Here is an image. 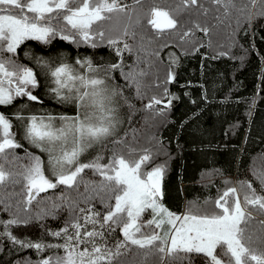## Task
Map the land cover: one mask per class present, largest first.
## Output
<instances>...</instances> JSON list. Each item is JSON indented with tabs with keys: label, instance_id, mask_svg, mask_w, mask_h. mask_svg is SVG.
I'll return each instance as SVG.
<instances>
[{
	"label": "trees",
	"instance_id": "16d2710c",
	"mask_svg": "<svg viewBox=\"0 0 264 264\" xmlns=\"http://www.w3.org/2000/svg\"><path fill=\"white\" fill-rule=\"evenodd\" d=\"M199 2L203 7L183 8L180 0H141L138 4L135 0H122L129 6L128 11L113 14L111 21L104 22L106 35L112 28L113 38L122 37L119 47L123 48L125 42L131 47L122 57H117L106 42L92 48L57 37L47 45L25 41L15 59L37 70L40 85L44 82L43 90L51 78L25 52L53 63L63 60L74 64L77 58L92 57L101 74L109 64L122 63V70L109 71L108 77L109 84L118 86L121 92L117 100L124 127L90 152L100 154L104 157L102 163H107L113 154L134 160L147 150L152 159L146 170L157 165L165 168L163 204L179 214L191 209L195 214L211 215L220 211L215 201L227 188H236L243 204L249 190L242 181L252 182L257 192L264 194L257 179V175L264 174V0ZM153 7L169 11L178 21L177 28L158 30L149 24ZM178 7L183 10L177 11ZM125 27L127 36L122 35ZM203 28L208 32L202 31ZM185 32L189 35L181 40ZM130 71L138 74L139 95L135 83L125 80L124 74ZM170 71L175 79L167 82ZM141 72L143 75H139ZM165 88L169 95H165ZM33 94L40 102L22 97L14 103L31 105L32 112L47 111L43 112L45 115L76 112L73 103L50 99L37 88ZM152 97L161 103L146 108ZM8 107L0 106V110ZM13 120V131L23 147L7 153V159L0 163L21 182L10 180L0 185L3 202L0 220L13 216L31 219L33 222L27 226H13L12 234L22 240L62 243L61 238L50 233L79 215L70 206L89 207L85 203V184H89L91 191V184L98 183L100 177L85 169L78 186L48 189L27 205L20 174L29 163L26 153L35 155V152L32 144L18 135V121L15 117ZM91 204L97 211L104 210L98 199ZM5 206L8 211H3ZM245 208L250 213L240 225L245 230V243L264 252V211L252 206ZM37 213L42 217L39 220ZM112 236L123 239L118 228ZM54 251L45 249L37 253L34 248H22L0 237V264H37L41 257L51 256ZM217 251L222 254L223 249ZM122 252L115 264H207L204 255L196 253L162 258L154 251L136 246ZM221 258L227 264L228 257L221 255Z\"/></svg>",
	"mask_w": 264,
	"mask_h": 264
},
{
	"label": "snow or ice",
	"instance_id": "6c2138e0",
	"mask_svg": "<svg viewBox=\"0 0 264 264\" xmlns=\"http://www.w3.org/2000/svg\"><path fill=\"white\" fill-rule=\"evenodd\" d=\"M140 2L135 0L137 4ZM221 2L213 0L215 4ZM180 4L183 8L203 7L199 0H180ZM183 8L178 7L177 11ZM128 9L122 0H0V106H14V102L22 97L30 102H40L33 94L40 86L38 73L15 59L25 41L47 45L58 37L92 48L106 42L117 57H122L124 51H131V47L127 42L123 48L119 47L122 37L113 38L112 28L106 35L104 22L111 21L113 14L126 13ZM150 17L148 23L158 30L178 26L169 11L158 7L151 9ZM201 30L208 32L207 28ZM128 34L125 27L122 35ZM188 35V32L183 33L181 40ZM24 54L51 78L55 86L50 92L55 99L76 106L74 116L24 115L26 104L11 115L0 112V160H6L7 153L23 147L13 131V117L20 122L23 139L47 153L46 161L26 153L29 163L23 166L24 171L20 174L26 192L24 202L31 205L40 193L58 186H78L85 169L92 170L100 180L91 184V191L89 184H85V203L89 207L70 206L79 215H74L60 230L50 233L61 238L62 243L22 240L13 235V226H27L33 222L18 216L0 220L3 228L0 237L22 248H34L37 253L45 249L56 250L51 256L41 257L37 264H115L123 255L122 250H130L131 246L154 251L162 258L196 253L203 254L207 264H225L221 255L228 257L227 264H264V252L245 243V230L240 226L250 216L245 206L264 211V194L258 193L252 182H241L249 190L243 197V204L236 188L230 187L215 201L219 212L200 215L189 209L177 215L162 202L164 166L146 170L152 159L147 150L134 160L113 154L107 163H102L104 157L97 154L88 162H81V157L90 149L116 135L120 123L116 98L121 92L118 86L109 84L108 72L122 70V63L109 64L102 75L101 68L95 66L91 58H77L74 64L63 60L53 63L29 52ZM137 75L132 71L124 74L126 81L135 83L139 95ZM174 79L175 74L170 71L167 82ZM165 95H169L166 88ZM160 103V99L152 97L146 108ZM168 104L170 106L171 100ZM257 179L260 191L264 193V174L257 175ZM10 180L21 182L0 163V185ZM97 199L103 205V211H97L91 204ZM149 210L152 218L142 223L143 214ZM3 211H8V206ZM41 218L37 213L36 219ZM117 228L123 239L113 238ZM145 228L150 231H144ZM218 248L223 249L222 254L218 253Z\"/></svg>",
	"mask_w": 264,
	"mask_h": 264
},
{
	"label": "rangeland",
	"instance_id": "374dc122",
	"mask_svg": "<svg viewBox=\"0 0 264 264\" xmlns=\"http://www.w3.org/2000/svg\"><path fill=\"white\" fill-rule=\"evenodd\" d=\"M87 58H91L92 59V57H87ZM36 66V65H35ZM34 71H36L37 72V70L35 69ZM85 71H86V69H85ZM103 75V74H102ZM40 76V74L38 73V77ZM43 84H44V82L37 88L39 91H41V92H43L44 93V95L45 96H47V97H49L50 99L52 98H54V96H53V94L50 92V88H52L53 86H52V82H51V80H48L47 81V85H46V87H45V90H43ZM116 101H117V107H118V118H119V121H120V123H119V125H118V127H117V129H116V134L118 133V131L121 129V128H123L124 127V124H125V120H124V118H122V116L119 114V110H120V106L118 105V100H117V98H116ZM22 104H26V103H21V102H16V103H14V106H9L7 109H4V110H0V112H3V113H5V114H8V115H11L13 112H15V111H17L19 108H20V106L22 105ZM68 104H72V103H68ZM28 107L27 108H25L24 110H23V114L24 115H32V114H35V115H45L46 113H43V112H47V111H43V110H40V111H34V112H32V107H31V105H28V104H26ZM40 108H44V107H40ZM74 113H62V114H49V115H52V116H54V117H59L60 115H67V116H74L75 114H76V112L75 111H73ZM14 118V117H13ZM13 118H12V122L14 121L13 120ZM57 124H59V121H57ZM18 135L21 137V136H23V133H22V128L20 127V122L18 121ZM115 136V135H114ZM17 139H18V136H17ZM33 146V148H34V152H35V155H37V156H40L43 160H47V153L46 152H42L41 150H40V148H37V147H35L34 145H32ZM92 150V149H91ZM91 150H89V152H87V153H85L84 154V156L83 157H81V162H84L85 160H89V159H91V158H93L95 155L92 153V152H90ZM98 154V153H97ZM165 206V205H164ZM166 207V206H165ZM170 210V209H169ZM171 211V210H170ZM172 212H174V211H172ZM176 213V212H175ZM177 215H181V214H179V213H176ZM183 214V213H182ZM152 217H151V213H150V210L149 211H147V212H145L144 214H143V216H142V221L141 222H146L147 220H149V219H151ZM157 231H159V230H157Z\"/></svg>",
	"mask_w": 264,
	"mask_h": 264
},
{
	"label": "bare ground",
	"instance_id": "6f19581e",
	"mask_svg": "<svg viewBox=\"0 0 264 264\" xmlns=\"http://www.w3.org/2000/svg\"><path fill=\"white\" fill-rule=\"evenodd\" d=\"M86 162V161H85Z\"/></svg>",
	"mask_w": 264,
	"mask_h": 264
},
{
	"label": "water",
	"instance_id": "95a60500",
	"mask_svg": "<svg viewBox=\"0 0 264 264\" xmlns=\"http://www.w3.org/2000/svg\"><path fill=\"white\" fill-rule=\"evenodd\" d=\"M151 18V17H150Z\"/></svg>",
	"mask_w": 264,
	"mask_h": 264
}]
</instances>
